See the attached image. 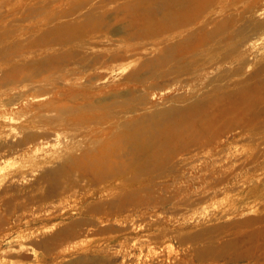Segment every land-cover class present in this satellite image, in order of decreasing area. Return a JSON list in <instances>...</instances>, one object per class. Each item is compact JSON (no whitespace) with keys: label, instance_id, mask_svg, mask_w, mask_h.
Masks as SVG:
<instances>
[{"label":"rangeland","instance_id":"374dc122","mask_svg":"<svg viewBox=\"0 0 264 264\" xmlns=\"http://www.w3.org/2000/svg\"><path fill=\"white\" fill-rule=\"evenodd\" d=\"M0 264H264V0H0Z\"/></svg>","mask_w":264,"mask_h":264},{"label":"bare ground","instance_id":"6f19581e","mask_svg":"<svg viewBox=\"0 0 264 264\" xmlns=\"http://www.w3.org/2000/svg\"><path fill=\"white\" fill-rule=\"evenodd\" d=\"M8 79V78H7Z\"/></svg>","mask_w":264,"mask_h":264}]
</instances>
